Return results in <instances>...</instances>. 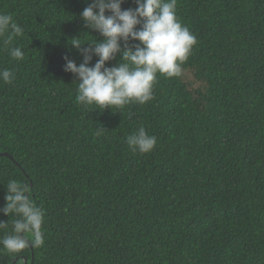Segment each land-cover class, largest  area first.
<instances>
[{"label": "trees", "instance_id": "1", "mask_svg": "<svg viewBox=\"0 0 264 264\" xmlns=\"http://www.w3.org/2000/svg\"><path fill=\"white\" fill-rule=\"evenodd\" d=\"M91 2L0 0L24 29L9 46L22 60L0 45L15 72L0 81V207L18 179L45 210L44 244L0 246V264H264V0H177L197 38L181 74L103 111L76 102L64 71L66 54L83 59L74 39H103L80 16ZM141 125L148 153L126 143ZM14 218L0 214V238Z\"/></svg>", "mask_w": 264, "mask_h": 264}, {"label": "clouds", "instance_id": "2", "mask_svg": "<svg viewBox=\"0 0 264 264\" xmlns=\"http://www.w3.org/2000/svg\"><path fill=\"white\" fill-rule=\"evenodd\" d=\"M124 0H92L80 13L85 26L98 32L103 39L85 42L74 39L71 45L83 58L75 60L64 56V71L74 74L77 82L78 104L88 107L123 109L129 104H146L154 99L157 74L175 77L197 43L196 35L183 24L177 15V0H134L136 7L122 9ZM24 29L9 13H0V45L7 48L15 60H22L21 47H9L14 38L22 36ZM138 42V43H136ZM120 55L117 64L107 62ZM97 57L92 64L93 58ZM15 80L12 69H0V81L11 84ZM106 127H98L96 135H102ZM132 152L148 153L157 143L141 125L126 137ZM0 214L11 219V231L0 238V246L11 254L23 249L41 247L44 244L43 224L45 210L32 198L31 185L27 181L9 179ZM8 219V220H9ZM0 220V228L7 227Z\"/></svg>", "mask_w": 264, "mask_h": 264}]
</instances>
